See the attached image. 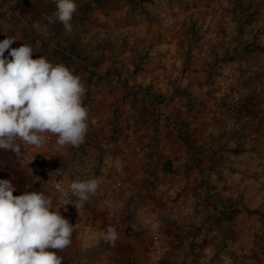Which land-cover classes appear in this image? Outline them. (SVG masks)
Segmentation results:
<instances>
[{
  "label": "rangeland",
  "instance_id": "obj_1",
  "mask_svg": "<svg viewBox=\"0 0 264 264\" xmlns=\"http://www.w3.org/2000/svg\"><path fill=\"white\" fill-rule=\"evenodd\" d=\"M76 3L68 34L48 22L53 0H0V41L65 65L88 113L79 146L49 133L0 149V179L75 225L62 264H264V0ZM46 163L68 186L99 187L71 208L36 174Z\"/></svg>",
  "mask_w": 264,
  "mask_h": 264
},
{
  "label": "clouds",
  "instance_id": "obj_2",
  "mask_svg": "<svg viewBox=\"0 0 264 264\" xmlns=\"http://www.w3.org/2000/svg\"><path fill=\"white\" fill-rule=\"evenodd\" d=\"M53 2L56 9L48 22H60L70 34L76 0ZM15 41L7 36L0 41V149L20 154L17 140L40 147L49 133L58 146H79L88 129L80 78L63 64L33 59L29 45L11 48ZM69 187L84 202L97 191L99 178L77 179ZM14 191L11 180L0 179V264H62L56 250L70 245L75 225L42 192L14 196ZM102 238L114 246L116 229L109 226Z\"/></svg>",
  "mask_w": 264,
  "mask_h": 264
},
{
  "label": "built area",
  "instance_id": "obj_3",
  "mask_svg": "<svg viewBox=\"0 0 264 264\" xmlns=\"http://www.w3.org/2000/svg\"><path fill=\"white\" fill-rule=\"evenodd\" d=\"M17 143L20 144L21 150L26 147V144L20 140H17ZM35 172L38 177H40L47 185L50 186V188L54 192L57 193L62 203L70 206L71 208L74 207L70 187L66 185L64 180H61L54 174V166L51 163H46L45 165L37 166ZM76 213L82 216L85 223L88 224L92 222V218H90L87 213H82L78 211H76ZM147 248L149 251H158L160 249V238L157 233H150ZM130 261H134L133 256L130 257Z\"/></svg>",
  "mask_w": 264,
  "mask_h": 264
}]
</instances>
